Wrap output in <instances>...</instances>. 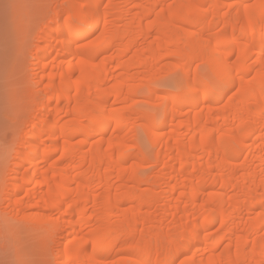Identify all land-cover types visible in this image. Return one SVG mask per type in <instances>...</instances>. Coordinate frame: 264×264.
Instances as JSON below:
<instances>
[{"label":"bare ground","instance_id":"1","mask_svg":"<svg viewBox=\"0 0 264 264\" xmlns=\"http://www.w3.org/2000/svg\"><path fill=\"white\" fill-rule=\"evenodd\" d=\"M103 1L29 3L39 4L43 66L33 71L37 110L29 100L35 114L0 179L11 212L2 208L1 219L55 236L38 237L54 264H264V0H105L101 12ZM101 13L118 18L102 23ZM115 46L117 56L100 59ZM170 55L185 60L176 73L186 85L163 98L158 119L133 97ZM107 60L143 72L115 77ZM129 113L157 151L147 176ZM169 119L175 131L158 135Z\"/></svg>","mask_w":264,"mask_h":264},{"label":"rangeland","instance_id":"2","mask_svg":"<svg viewBox=\"0 0 264 264\" xmlns=\"http://www.w3.org/2000/svg\"><path fill=\"white\" fill-rule=\"evenodd\" d=\"M40 1H43V2L45 1L46 5H47V2L48 3L50 2V0H40ZM54 1L58 2V0H54ZM29 3H32V0H0V179L3 176L2 174H4L6 167H8L14 161V155L18 149L16 148V144L14 143L16 137L18 138L20 136H26V132L28 130L27 129L28 126L26 125L27 123L25 124V122L27 121L26 119H28L31 115L35 114V111L37 110L36 103L32 101L33 99L30 100V98L33 96V94H35L34 92L37 89V81L39 80V77H37V75L36 77L33 75L34 74L33 71L34 69H36V73L38 72V74H41L42 71L40 72V70L42 69L40 68H42L43 66V64L41 65L38 64L36 60L40 55V51L37 50L36 47L37 45L43 46L44 43L40 41V36H39L40 32H38L39 30L34 31L35 28L33 29L34 25L32 22L33 18L35 19L34 16H35L36 10L38 9V7L36 6H38L39 4L36 5L35 7L33 6L31 7ZM105 4H106V1L104 0L101 5L102 6L101 12L104 11ZM61 6H63L64 8H68V3H63V5ZM134 10L132 11L134 13H137L138 11L139 13L142 12L140 10H136V9ZM141 14L143 15L144 13H141ZM139 15L138 17L140 18L141 16ZM143 16L145 17V15ZM110 17H111L110 15L108 16L105 14L104 16L101 13L102 23L107 19L108 21L110 20L114 22L116 18H118L116 16V18L113 20L114 17L112 16L113 17L112 19ZM132 17L133 16H128V18L125 21L129 22V20L132 19ZM142 21L143 22L145 21L144 18ZM102 28L103 26L101 25L100 28L96 31L94 36L96 35L98 36ZM93 38L84 39L78 42L79 44H85L91 41ZM149 40H152V39H149ZM31 42L32 44H30ZM115 47H116L115 49L117 50H115L113 47L111 50H108L104 55H102L100 59L103 57L107 58L108 56L112 57L111 56L112 54L113 56L114 54H116L115 56H117L118 54L117 51L119 49H118V46H115ZM57 53H58L57 51L53 52L51 58L47 60L49 61L50 64L51 63L53 64L52 59H54L57 56ZM174 56L175 55L169 58L167 56L164 57L163 60L159 61V63H161L159 66L156 65L158 63L156 64L153 63L155 66H158V70H159V71L154 70V71H157L156 73H159V75L157 74L154 75V79H155V76H157L156 77L157 80L154 81L153 83L152 82L154 80L153 79L151 81L152 85L148 86L149 88L144 87L143 89H140V92L142 90L143 91L139 93L137 97L136 96L133 97V100L136 101L134 102V104L136 103L138 107L142 109H146L150 113L157 115L158 119L161 118V116L163 115L161 114L162 110L160 109V104L164 102L163 98H168L169 96L171 97V95L173 96L174 94H177V93L180 94L183 90H185V89L180 90L182 88H185L182 86L186 85V83L185 84L183 83L185 82L184 77L176 73V71L179 70V67L182 66L181 64L185 63V60L183 58H178L179 56L178 57L177 56L174 57ZM108 60H107V64L109 63ZM254 60L255 58L253 57V59L250 60L251 62H249V65H253L255 62ZM47 61L45 63L49 64L47 63ZM36 64H38L39 66ZM109 64L110 65H107L106 67L108 68L110 75L112 74L115 77L118 76V75H115L118 73H119V76H121L120 73L121 74L123 73L122 76H124V74L129 73V71H131L130 74L131 73L133 74L136 71L138 72L140 69L143 70V68H130L129 70L127 69V70L122 71L123 69L118 67L116 61L114 60L113 62H110ZM116 67H118V69ZM141 70L140 72H143ZM201 70H203V67H201ZM110 75H109L108 80L113 83L114 78H110ZM240 75L242 76V73H238L237 76L240 78ZM205 76H209V73L205 74ZM181 83L183 84L182 86H181ZM208 84L209 86H211L210 87L211 89L215 87L214 82H209ZM178 89L179 91L177 92ZM236 90L237 89L235 88L232 91H230V93L228 94L229 96H227L225 100L227 101L230 95L232 96V94H234L235 93L234 91ZM152 92L154 93L152 94ZM158 96L160 97L158 98ZM32 98H34V96ZM29 100L30 102H33L32 104H34V106L36 105L35 106L36 110L33 109L34 110L33 111L32 108L29 107V106H32ZM109 102L112 103L113 100ZM127 105L129 104L127 103L126 106ZM130 105H132V103ZM129 118H130V127L132 125V127H134L133 129L136 128L137 131L139 130V134H137V138H135V141L133 142V144H135L136 142L137 145H135V147L136 146L137 147L133 149L132 152H135V153L144 152L150 158L149 160H151L149 161V164L146 163V165L142 166L144 167L141 170L142 177L147 176L148 173L152 171L154 168L153 166H154V161H155V156L157 154L156 153L157 151L152 149L153 144L151 142V137L145 134L143 130V127H142L143 121L139 120L135 115H132L130 113H129ZM169 120L170 121L167 122L166 127L158 131V135L165 137V136H169L171 134V131H175L174 130L175 126L172 124L176 122L171 121V119ZM82 139H84L83 136L76 138L74 141V144L76 146H79L80 144L82 145V143H80L82 142ZM242 150H243L242 156H244L245 154L244 151L246 150V147H243ZM58 157H60V154L54 155L55 159ZM138 161L139 160H137V158L133 156V158L130 159V162L128 165L130 166L131 164H134L135 162H138ZM22 171H24L23 168L20 169V172ZM16 174L17 173L12 174L10 177H8L9 178L8 184L13 183V179L16 176H18ZM5 188L0 187V207H1L0 210L4 208L6 209L7 212L11 213L9 211L10 209L8 208L7 201L1 200V196L3 195V193H5L3 192L5 191ZM147 188H148V185L142 186V189H147ZM231 193L234 194V192L231 191L230 195H232ZM162 202L163 201L160 202L161 205H162ZM160 211L161 209L152 215V217L153 216L154 217L151 218V220L148 222L146 227L153 226V224L155 225L154 222L158 219L156 214L159 213V215H161L160 213H162L163 215V212H160ZM60 214L62 213L54 212L52 213L51 218H54V220L57 217L60 218L61 217ZM164 219L166 220L161 225V227L163 228L164 232H167L170 226V221L172 219L171 213L164 214ZM22 227L19 228L11 224L10 222H7L1 219L0 217V264H44V263L54 264L53 262H51L52 260L51 261L49 260L50 253L49 252L47 253L43 249H45L50 244L51 240L52 241L56 240V237L53 236L54 239L47 240V237H45V235L47 234H44L42 231H41V234H39L40 231L38 232V229L34 228L36 231L34 229H30L29 231L28 228H26L28 229L26 230V229H23L25 227L23 228ZM31 230H33L34 232H31ZM37 232L39 235L37 234ZM41 235L44 236L43 237L44 239L42 240H45V238L47 241L50 240L49 244H47L48 243L47 241H46L47 243L43 241L44 245H46L45 248H42L40 245L42 243V241H40L41 239H39L38 241V237L39 236L41 237ZM50 235L48 234V238ZM123 255L127 256L124 253H121L118 256L122 257Z\"/></svg>","mask_w":264,"mask_h":264}]
</instances>
